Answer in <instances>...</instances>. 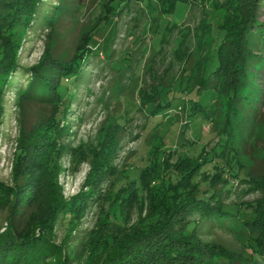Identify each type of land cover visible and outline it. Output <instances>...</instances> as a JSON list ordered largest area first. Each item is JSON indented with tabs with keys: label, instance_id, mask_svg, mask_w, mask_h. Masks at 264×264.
Masks as SVG:
<instances>
[{
	"label": "rangeland",
	"instance_id": "rangeland-1",
	"mask_svg": "<svg viewBox=\"0 0 264 264\" xmlns=\"http://www.w3.org/2000/svg\"><path fill=\"white\" fill-rule=\"evenodd\" d=\"M43 2L54 14L64 10L59 17L49 14L51 27L38 20L29 28L11 30L8 38L0 34V50L6 46L14 51L18 63L9 89L0 80V183L17 187L21 200L31 202L20 216L23 232L42 235L41 224L50 241L67 254L69 264H102L116 249L134 243L159 217L168 218L163 227L183 224L178 213L170 215L166 208L170 194L162 202L158 197L159 177H165L169 189L178 175L184 196L208 188L227 210L235 209L241 217L245 212L260 222L264 69H251L259 99L247 121L251 128L238 130L229 140L218 136L225 100L212 103V124L200 119L203 112L197 105L194 116L190 114V101L209 104L213 98L190 91L203 65L194 67L189 84L184 83L187 71L207 57L211 37L219 34L221 15L231 13L227 0L203 1L191 8L178 2L170 13L160 9L158 0H114L109 18L110 0ZM258 17L264 23V5ZM182 40V50L175 52ZM260 52L264 59L263 45L255 49ZM57 62L64 68L80 67L81 74L61 82L62 103H38L16 94L18 88L26 89L32 69ZM53 76L58 79L56 73ZM172 83L163 98H170L168 107L154 113V104L139 100L141 86L155 100L156 91ZM143 181L151 187H142L137 195L140 190L135 187ZM78 196L79 210L64 217L60 205ZM8 215V210L0 213V234L7 228ZM196 234L204 243L221 246L223 253L244 254L248 237H256L258 231L243 228L237 233L203 225ZM145 243H139V249L147 248ZM162 246L150 255L159 259L168 248Z\"/></svg>",
	"mask_w": 264,
	"mask_h": 264
},
{
	"label": "trees",
	"instance_id": "trees-1",
	"mask_svg": "<svg viewBox=\"0 0 264 264\" xmlns=\"http://www.w3.org/2000/svg\"><path fill=\"white\" fill-rule=\"evenodd\" d=\"M112 1L114 0H110L109 3L107 18L111 17L114 11L111 8ZM203 1L207 2L209 0H158V3L164 13H170L178 2H185L191 8L192 5ZM227 3L231 5L229 9L231 13L227 11L225 15H221L219 34L215 38L211 37L208 44L210 51L207 57L204 58L203 56L187 71V79L184 80V83L189 84V80L193 77L194 67L200 68V65H203L201 76L193 84L190 91L193 94L195 92L196 95L198 92L202 95L210 93L213 98L209 104H203L198 100L190 101V114L197 105V109L203 112L200 119L212 124L216 120V111L213 110L214 105L212 103L218 104L225 100L224 115L222 116L223 128L218 131V136L229 140L238 130L245 127L251 128V126H248L247 121L253 111L257 110L256 104L259 103L252 85L255 80L254 72L264 69V59L261 52L255 53L257 47L264 46V23L258 20V12L264 5V0H244V3L243 0H227ZM59 11V13L54 14L46 10V4L43 0H0V34L8 38L10 36L8 32L10 33L11 30L17 31L25 27L29 28L38 20L49 28L53 23L52 19H48L49 14L59 17L64 10L60 8ZM118 11L121 12V8ZM197 26L200 27V24ZM207 26L210 34L209 22ZM14 40L15 38H12V42ZM183 44L184 41L182 40L177 45L175 52H180ZM90 49L93 50L94 48L90 47ZM186 57L188 60L189 53ZM17 66L14 51H9L4 46L0 50V80H2V84L6 89H9L12 85V74ZM79 70L80 67L77 66L64 68L60 62L52 66L32 69L30 76L27 77L30 78V81L26 89L21 90L18 88L16 94L19 97H25L38 103L50 101L62 103L64 93L61 82L63 83L67 79L79 78L81 75ZM55 73L58 79L53 76ZM198 75L197 72L194 77L196 78ZM152 77H155V75ZM53 80H58L59 83L54 86L51 84ZM179 84L181 86L183 82L179 81ZM171 87H173V83L158 89L154 100V94L141 86L138 92L139 100L142 104L148 102L154 104L156 110L153 112L155 113L157 110L168 107L170 98H163L168 97ZM119 91L121 92V90ZM222 91H224V94H222ZM247 108L251 111H248ZM153 112L152 114H154ZM19 151L21 152L22 149ZM50 159L48 160V166L52 168L55 165H50ZM157 171H155L156 174ZM165 172L168 173L169 171ZM178 177L177 182L172 184L169 189L166 187L167 180L165 177H159L161 185L158 187L160 188L158 197L162 202L163 198L170 194L166 197L170 199L166 203V208L169 209L170 215L178 213V217L181 219L180 223L183 224L163 227L168 218L159 217L157 221L148 225V229L145 228L141 232L134 243L127 245L124 250L122 248L116 249L112 255L102 259V264H264V214H262L263 219L261 218L260 222H257L256 217L248 218V214L245 212L242 213V217L236 215L235 209L234 211L227 210L224 205L219 203L217 198L210 196L214 191H208V188L196 192L194 196H184L180 186L181 176L178 175ZM150 183H153V181L150 180ZM149 186V183L146 184L144 181L140 187L136 185L135 188L140 190L137 195H140L142 187L147 188ZM229 190L226 189V191ZM27 196L31 198L30 195ZM79 199L78 196L72 202L60 205L64 217L76 213L74 209H77ZM30 203L21 200L20 190L17 187L0 183V213L5 210L9 212L7 228L0 234V264H69L67 254L63 252V249L60 251V247L50 241L49 231L46 227L39 225L38 228L43 229L42 235H37L33 230L23 232L24 222L20 216L29 209ZM21 225L23 226L21 227ZM203 225L228 231L237 230V233L246 228V231L247 229L252 232L257 230L258 234L254 238L248 237L243 246L244 254L223 253L225 250L221 246L200 241L196 233ZM142 242H146L145 244L148 247L139 249V243ZM162 244H167L168 248L164 250L163 256L156 259L152 256V250L158 251L159 249L156 247L163 249Z\"/></svg>",
	"mask_w": 264,
	"mask_h": 264
}]
</instances>
